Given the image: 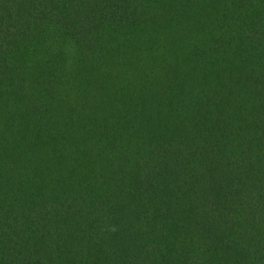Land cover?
I'll list each match as a JSON object with an SVG mask.
<instances>
[{"label": "trees", "instance_id": "obj_1", "mask_svg": "<svg viewBox=\"0 0 264 264\" xmlns=\"http://www.w3.org/2000/svg\"><path fill=\"white\" fill-rule=\"evenodd\" d=\"M0 264H264V0H0Z\"/></svg>", "mask_w": 264, "mask_h": 264}]
</instances>
